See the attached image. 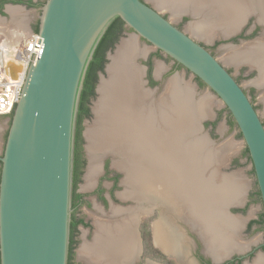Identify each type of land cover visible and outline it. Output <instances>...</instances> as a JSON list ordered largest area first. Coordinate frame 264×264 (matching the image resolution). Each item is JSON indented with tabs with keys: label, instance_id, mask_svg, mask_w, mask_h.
<instances>
[{
	"label": "water",
	"instance_id": "obj_1",
	"mask_svg": "<svg viewBox=\"0 0 264 264\" xmlns=\"http://www.w3.org/2000/svg\"><path fill=\"white\" fill-rule=\"evenodd\" d=\"M40 9L43 47L27 70L0 156V264H68L80 97L94 51L117 17L204 82L230 111L249 150L264 216V122L206 45L147 0H46ZM177 16L196 20L189 12ZM179 77L173 74L168 83ZM210 116L200 117L201 132ZM235 205L223 206L229 213Z\"/></svg>",
	"mask_w": 264,
	"mask_h": 264
},
{
	"label": "bare ground",
	"instance_id": "obj_2",
	"mask_svg": "<svg viewBox=\"0 0 264 264\" xmlns=\"http://www.w3.org/2000/svg\"><path fill=\"white\" fill-rule=\"evenodd\" d=\"M154 1L162 8H170L174 16L181 12L191 13L196 20L194 25L190 24L192 25L190 30L204 37L235 32L241 21L253 11V6L258 7L264 19V0ZM19 21L26 22L25 19ZM10 50H5L3 56L1 54L0 56L9 57ZM148 50L149 48H140L133 39H128L122 41L115 54L111 56L109 78L101 82L100 97L94 106L96 118L87 129L90 165L87 169L85 187L92 188L96 182L95 177L99 172L98 156L107 150L119 158L116 164L125 171L124 196L140 199L147 197L149 191L157 189L159 196L166 200L167 206L175 207L179 205L178 202L183 201L184 207L190 211L197 208L203 215L201 206L214 208L217 197L205 196L202 193L204 196L200 198L197 194H201L202 188L195 194V185L199 181L202 184L201 180L206 177L204 171L207 165H210L212 160L221 163L225 158V152L233 146L217 148L210 145L207 138L204 140L197 136L199 134L197 132L201 131L198 125L200 117L211 115L210 109H207L208 100L206 98L195 100L192 90L188 86H182L180 79L171 80L160 95L145 88L142 80L143 69L135 64V58ZM228 52V59L235 64L244 62L257 64L260 69L257 83L264 86V47L252 45ZM19 68L13 67L12 70L16 73ZM157 69L159 72L160 68ZM192 132L193 140L190 141L189 136ZM193 163L199 167H192ZM200 166L204 170L200 169ZM218 181L221 182L220 178ZM223 182L224 199L228 202L238 200L245 187L242 179L229 177L223 179ZM203 183L205 184L204 181ZM120 209L119 207L118 210L116 206V209L110 211L118 218V213L119 215L123 213ZM132 215L130 217H134ZM108 220H97L93 240L84 244L80 250V257L89 264H118L117 255L120 254L118 259L121 261L119 257L124 256L125 251H129L126 255L130 257L135 247L132 221L120 223L118 220L117 224H112L113 222ZM213 222L217 224V220ZM241 222L242 220L226 217L221 226H229V232L235 234L240 230ZM159 229L158 226L157 230ZM218 230L221 232L220 228ZM219 236L224 243L226 255L235 249L240 251L244 248L234 237L223 239L221 234ZM261 263L262 257L259 256L254 264Z\"/></svg>",
	"mask_w": 264,
	"mask_h": 264
},
{
	"label": "flooded vegetation",
	"instance_id": "obj_3",
	"mask_svg": "<svg viewBox=\"0 0 264 264\" xmlns=\"http://www.w3.org/2000/svg\"><path fill=\"white\" fill-rule=\"evenodd\" d=\"M43 3L44 1L42 0H21V1L0 0V16L8 15L7 7L10 4L12 6H20V7L22 6L25 9H32V8L40 9ZM252 8L253 11H251V13L246 16V19H244V21L238 27V29L234 33L230 34L232 37H230L229 39H223L225 35L224 36L221 35L220 37L221 40H219L217 44L215 43L210 45L204 43L203 44L206 45L215 56L216 54L213 52L214 49L213 47L219 44H223L225 46V49H230L232 47H235L236 43L240 44L238 48L241 49L244 47L242 43H246L245 41L250 39H252L251 41L252 43L249 45L264 44V19H262L261 17L262 14L259 13L260 11L257 6H253ZM164 15L166 17H169L166 14ZM187 18L188 16H183L181 21L186 20ZM38 24H39V19H36L33 23L30 24L32 28V32H35L34 28ZM178 26L182 29V25H178ZM128 30L129 29L124 25L121 31V36L125 34ZM161 53L162 52L160 51V54ZM107 62H108V58H107ZM107 62L104 66V70L97 72L98 78L94 85L95 95L89 98V103H88V107L90 110V117H92L93 115L92 104H93V100L96 98L98 93L97 87L100 80V73H104L106 71ZM149 62H151V65L149 64ZM146 64H147V74H146L147 85L154 87L159 82L156 80L153 74L152 60L151 59L147 60ZM180 67H182L180 64L174 62V64L171 66L172 68L171 70L174 71ZM226 68L232 73V71L227 66ZM233 76L240 83V79L234 74ZM244 90L248 94L249 91L246 90L245 88ZM1 117L2 116H0V118ZM4 117L8 118L9 126H10L12 115L4 116ZM86 119L88 118L84 117L81 122L78 157L76 164L77 175H78V180L76 183L77 197L75 200V206L73 207V212L75 217L79 220H83L84 222L77 224V229L74 232V237H73L74 245H73L72 253L69 257L68 264H84L80 260L83 258L80 257V253L78 254L76 248L80 244L79 242L80 240L78 239V236L81 233L80 227L81 226L91 227V224L86 220V218L80 214V212H82V207L84 205L88 207L92 205V201L90 200L91 196H95L97 202H100L105 208L104 209L103 207L102 208L97 207L96 209V211L99 212V216L102 217L101 218L102 220L107 221L108 218L109 219L111 218L110 220L113 223L110 220L108 221H110L112 224H117L118 220L120 223L124 221H130V222L132 221L131 226L134 232V233L132 232L133 236H135L133 237L135 247L131 251L130 257L126 255L127 253L129 254V251L128 252L125 251V255L122 256L123 258L119 257L121 258V261L120 259H118V256H120V254H118L116 257L117 263L119 262L118 264H254L255 259L261 256V255H257V252L261 250L262 253H264V242H259L258 239H256V241L252 239L254 232L259 230L261 227L262 228L264 227V223L259 222L260 220L259 217L251 218L248 222H246L243 226L240 227V230L238 232L235 233L234 238H236V241H238L239 244L242 243L241 245H243L244 248L241 249L240 251L235 249L233 251H230L226 255L224 253V243L221 239H219L221 237L219 236V234L222 235L223 239L228 237H229L228 239H231L232 238L231 232L228 233L225 232L224 229H222L221 224L219 225L209 222L207 216L204 221L203 215H201L197 211V209L190 211L187 207L184 206H175V207L167 206L166 200L162 199L161 196H159L157 189L154 190L155 192L149 191L147 197H141L140 199H134V197L130 198L129 196H124L125 191H122L123 194L119 193V195L122 196L121 198L123 199L122 202H124L125 204L132 203V205L117 206L118 210L120 207L121 208L120 212L123 213H121L120 215L118 213V218L117 215L116 216L113 215L110 209L111 210L116 209V206H111V202L119 203L121 201L119 196L117 195L116 190L119 188L122 189L123 186L120 185V176H121L120 173L118 172L119 174L116 173L114 174V172L112 171V169L114 168L111 166L112 162L110 157L109 160H106L103 165V176L99 178V180L97 177H95L96 182L99 181V183L98 182L96 183L94 191L88 192V191L80 190L81 183L84 181L86 182L85 178L87 175V169L89 168L90 165V157L88 154L87 145H86L87 142L84 133V121ZM9 126H8V130H9ZM211 127L213 129V126ZM8 130L6 133V137L8 134ZM1 155L2 153H0V156ZM0 172H1V162H0ZM106 179L112 182L111 188L107 191L102 185L103 180ZM258 189L253 194V196H251L250 198L251 200L255 199V196L257 197ZM106 192L109 193L106 194ZM98 208L100 210H98ZM125 208L128 210H125ZM105 210L107 211V213H104L102 215L101 211H105ZM234 211L244 212L245 210L232 209V212ZM110 214H112L113 216L112 215L110 216ZM130 214L131 215L134 214L132 215L134 217H130L131 216ZM121 216L123 219H121ZM229 216L231 217V215ZM101 219L99 217V220ZM158 226L160 227L159 231L157 230ZM94 227L96 228L95 225H93V229ZM218 228H220L221 232H219ZM248 239H250V241H247ZM261 257H262L261 264H264V255Z\"/></svg>",
	"mask_w": 264,
	"mask_h": 264
},
{
	"label": "rangeland",
	"instance_id": "obj_4",
	"mask_svg": "<svg viewBox=\"0 0 264 264\" xmlns=\"http://www.w3.org/2000/svg\"><path fill=\"white\" fill-rule=\"evenodd\" d=\"M46 1V0H42ZM151 5H153L155 8H157L159 11H161L163 14H166L170 17V19L177 25H182V29L185 30L186 32L190 33L191 35L196 36L194 33H191L189 26L190 24L194 25L195 20H191L190 17H188L186 20H182L180 17H176L172 14V10L167 7H160L154 0H147ZM12 10V11H11ZM41 9H21L17 6H8L7 7V12L8 15L5 16H0V42H4L7 45V49L10 47H23L24 46V41L25 39L30 35L32 32L31 28V23H33L36 19H38V14H40ZM14 18V19H13ZM25 19L26 22L21 23L19 20ZM16 21V22H15ZM26 23V25H25ZM20 25V26H19ZM189 29V30H188ZM129 34L131 36H129ZM133 32L131 30H128L125 34L121 36L119 41L116 44V47L113 48L112 51V56L115 54L117 50V46L120 45V43L124 40L128 39H133L140 48L146 49L149 48V51H144V54L138 55L137 58H135V64L143 69V84L145 88L151 89L153 91H156V93L162 94V91H165L166 85H168V81L171 78V76L175 73L178 74V79L181 81L182 86H188L190 90H192V95L194 96L193 89L195 90V97L197 99L199 98L202 100L203 98H206L208 101L207 103V109L209 112H211L210 117H206L203 120V125H204V130L201 132L199 131L197 136L199 138H207L212 146L214 147H227V145H232L231 149H228L226 153V160L227 164L225 166H222L221 170L222 173L226 174H232V175H237L239 176L242 181L245 183V194H244V201L241 205L242 209H244V212L240 211H234V213L240 216V218L243 221H246V218L251 217H259L262 214V202L260 199H257L258 197L255 196V199L251 200V196L256 192L258 189V185L256 182L255 174L253 173V167H252V162L244 155L245 151V143L243 141V138L239 135V129L237 126H234L230 123V116L227 110H225V106L222 103V101L214 95L213 92L210 90H207L206 86H201L198 81L196 80V77H194L189 71L184 69L183 67H180L174 71H172L171 66L174 64V61L170 58H167L164 53H161L157 55L158 50L145 42L141 38H137L136 36L132 35ZM199 41H201L204 44H217L219 40H221V35H217L212 37L210 40L207 38H203L200 36H196ZM252 39L246 40L245 42L251 44ZM247 43H242V45L247 46L249 44ZM240 44L236 43L235 47L230 48L232 52L236 49H238ZM241 45V46H242ZM213 52L216 54V56L227 66L234 75H236L240 79L241 85L248 90L249 97L251 98L252 102L255 103L256 108L264 121V88L260 87L257 84V79L260 76V72L257 67L249 65L247 63L237 65L235 62L230 61L229 58V50L225 49V46L223 44L215 45L213 47ZM5 51V50H4ZM4 51L1 53V56H3ZM156 54V55H155ZM228 54V55H227ZM227 56V57H226ZM152 60L153 64V74L156 80L159 82L157 85L154 87H151L147 85V80H146V74H147V60ZM112 61L111 59H108L107 66L109 67L110 63ZM157 68H160V71L157 72ZM157 73H156V72ZM156 74V75H155ZM103 77V78H102ZM109 78V72L108 69L102 73V76L100 77L98 87H97V96L93 100L92 108H93V115L92 117L86 119L84 121V133H85V138L87 137V129L94 123L95 118H96V113L94 106L97 103L99 97H100V84L103 80ZM177 78H175L176 80ZM189 85H186V84ZM193 87V89H192ZM184 91V90H183ZM182 91V92H183ZM255 93V94H254ZM158 95V94H157ZM255 95V96H254ZM263 95V96H262ZM158 97V96H157ZM210 105V106H209ZM209 106V107H208ZM220 114V116H219ZM216 121V125L212 129V127L209 125V122H214ZM9 126V121L7 117L2 116L0 118V153L3 151L4 143L6 140V133L8 130ZM200 132L203 134L201 135ZM86 145L88 146V138H86ZM88 149V148H87ZM229 150H231L229 152ZM234 151V152H233ZM104 153L110 154L109 151L105 150ZM89 154V151H88ZM103 154L98 156V164H99V172L97 174V178H101L103 176V165L106 160H109V157L111 159V166L114 168L112 171L114 174H119L120 173V185L123 186V188H119L116 190L117 195L120 198L119 203H113L111 202V206H130L132 203L125 204L123 201L122 196L119 195V193H122V191H125L126 185L124 184V178H125V172L120 169V167H117L116 161L119 159L118 157H113L111 155L106 156L104 158ZM226 160L224 163H226ZM119 172V173H118ZM96 180V179H95ZM94 180V182H95ZM99 183V181H97ZM93 183V187L86 189L85 188V181L81 183V188L80 190L82 191H88L92 192L95 189L96 183ZM112 182L109 181L108 179L103 180L102 185L103 187L107 190L111 188ZM84 186V187H83ZM109 192H106L108 194ZM199 195V194H198ZM133 198V197H130ZM134 199H136L134 197ZM90 200L92 201V205L90 207L88 206H83L82 207V212H80L81 215H83L86 220L91 224V227H83L81 226V233L78 236V239L80 240L79 246H77L76 251L78 254L80 253L81 248L83 247L84 244L90 243L94 238L95 234V227L93 229V225L96 224L97 220H99V212L96 211L97 207L102 208L103 205L100 202H97L95 199V196H91ZM250 200V201H249ZM182 203L178 202V206H183ZM181 204V205H180ZM135 205V204H134ZM104 208V207H103ZM105 209V208H104ZM102 213H107V211H102ZM237 215V216H238ZM101 221V220H100ZM103 221V220H102ZM93 224V225H92ZM244 225V224H243ZM96 226V225H95ZM255 241L256 239L259 240V242H264V227L260 228L259 230L255 231L253 234V238ZM252 240V241H254ZM86 241V242H84ZM90 241V242H89ZM247 241H250L248 239ZM264 253H262L261 250L257 252V255L263 256ZM84 264H89L86 262L84 259H80Z\"/></svg>",
	"mask_w": 264,
	"mask_h": 264
},
{
	"label": "trees",
	"instance_id": "obj_5",
	"mask_svg": "<svg viewBox=\"0 0 264 264\" xmlns=\"http://www.w3.org/2000/svg\"><path fill=\"white\" fill-rule=\"evenodd\" d=\"M6 1V0H2ZM11 1H21V0H11ZM43 5V4H42ZM41 5V6H42ZM125 25V22L120 18L117 17L115 18L112 23L109 25L107 28L106 32L102 36L101 40L99 41L94 54L93 58L90 61V64L87 69L86 77L84 80V86L83 90L81 92V97H80V103H79V111H78V117H77V129H76V138H75V156H74V173H73V197H72V206H75V200H76V183L78 180V175H77V157H78V147H79V140H80V130H81V122L84 117L89 118L90 117V110L88 107L89 103V98L91 96H94V85L97 81V72L98 71H103L104 66L107 62V52L110 49L114 48V45L117 43L119 38L121 37V31L123 29V26ZM35 32L39 31V24L35 26L34 28ZM160 54V50H158L157 55ZM151 65V62H149ZM151 68V67H150ZM196 80L201 86H205L204 82H202L199 78L196 77ZM225 110L228 111L229 116H230V123L234 126H237L234 118L232 117L230 111L225 108ZM220 116V114H219ZM208 126L211 125L214 126L216 125V121L214 122H209L207 124ZM239 135L242 137L241 132H239ZM244 155L251 161V157L249 155V150L247 147H245ZM254 173V169L252 170ZM255 174V173H254ZM257 197L261 200L260 197V192L258 189L257 192ZM83 220H79L75 217L74 212L72 213V221H71V230H70V250H69V257L72 253L73 245H74V232L77 229V224L78 223H83ZM260 223H264V216L261 214L260 216Z\"/></svg>",
	"mask_w": 264,
	"mask_h": 264
},
{
	"label": "built area",
	"instance_id": "obj_6",
	"mask_svg": "<svg viewBox=\"0 0 264 264\" xmlns=\"http://www.w3.org/2000/svg\"><path fill=\"white\" fill-rule=\"evenodd\" d=\"M43 47L39 32H31L23 47H10L9 57L0 56V116L12 115L20 98L29 66L35 62ZM7 45L0 42V54ZM13 67L17 68L16 73Z\"/></svg>",
	"mask_w": 264,
	"mask_h": 264
},
{
	"label": "crops",
	"instance_id": "obj_7",
	"mask_svg": "<svg viewBox=\"0 0 264 264\" xmlns=\"http://www.w3.org/2000/svg\"><path fill=\"white\" fill-rule=\"evenodd\" d=\"M244 20H242L241 21V23H240V25L242 24V22H243ZM239 25V26H240ZM192 26V25H191ZM191 26H189V29H191ZM238 26V27H239ZM238 27L236 28V30L238 29ZM235 30V31H236ZM192 32V31H191ZM193 33V32H192ZM232 33H234V32H229V33H218V34H216V35H214V36H219V35H225V36H228L229 34H232ZM196 36H200V37H203L204 38V36L201 34H197V33H194ZM214 36H210V37H205V38H207V39H211L212 37H214ZM252 45H247V46H244V47H251ZM255 47H264V44H261V45H254ZM244 63H247V62H244ZM244 63H239V64H237V65H240V64H244ZM247 64H249V65H252V66H255V67H257L258 68V70H259V72H260V69H259V67H258V65L257 64H254V63H247ZM260 77V76H259ZM258 80V79H257ZM258 84V83H257ZM259 85V84H258ZM259 86H261V85H259ZM262 88L264 87V86H261ZM198 133V132H197ZM200 134L202 135V133L200 132ZM194 134H193V132L190 134V136H189V139H190V141H192L193 140V138H192V136H193ZM191 137V138H190ZM202 139H204V140H207V139H205V138H202ZM208 142V141H207ZM209 143V142H208ZM210 145H211V143H210ZM217 148H220V147H217ZM225 159H226V156H225V158H224V160H222V162L221 163H216L214 160H212V162H211V164L210 165H207V168H205V171H204V173H205V178L203 177V181L205 182V184L203 183V181L201 180V183L202 184H200V181L199 182H197L196 183V185H195V194L196 193H198L197 191L199 190V189H201L202 188V191H201V194H199L200 195V198H203L202 197V193H204L205 194V196H215V197H217L216 199H215V203H216V206L214 207V208H207V207H203V206H201L202 208H201V213L203 214V218H204V221H205V218H206V216H207V218H208V220H209V222H211V223H214L213 222V220H217V224H223V221H224V219L226 218V217H228V218H230V219H239L240 221L242 220L241 218H240V216L238 215H236L234 212H232V209H242V207H241V205L243 204V203H245V201H244V194H245V192H244V190H245V187H244V189H243V192H242V194L239 196V199L238 200H236V201H234V202H228L227 200H225L224 199V196L222 195V192H223V188H224V182H223V179H225V178H229V177H239V176H237V175H232V174H227V175H225V174H221V172H220V167L223 165V162L225 161ZM117 166V165H116ZM193 166H196V167H199V166H197V164H194L193 163V165H192V167ZM118 167V166H117ZM121 169V168H120ZM200 169H203L204 170V168L203 167H201L200 166ZM122 171H124L123 169H121ZM125 172V171H124ZM220 178V180H221V182L220 181H218V179ZM124 180H125V178H124ZM123 180V181H124ZM228 181V180H227ZM219 182H220V184H219ZM155 192V191H154ZM200 193V192H199ZM198 195V194H197ZM196 195V196H197ZM166 196V195H165ZM204 196V195H203ZM230 203H237V205H235V206H232L230 209H229V213H228V211H227V209L223 206V205H228V204H230ZM217 204H218V206H217ZM197 209V208H196ZM229 215H231V217L229 216ZM251 218H253V217H249V218H246V221H243L242 220V222H241V226H243V224H245L246 222H248ZM223 228H225L224 229V231L225 232H229L230 231V227L229 226H225V225H222V229ZM226 229H227V231H226ZM239 231V230H238ZM233 233V232H232ZM235 236V234L233 233L232 234V237H234ZM235 239V238H234Z\"/></svg>",
	"mask_w": 264,
	"mask_h": 264
}]
</instances>
